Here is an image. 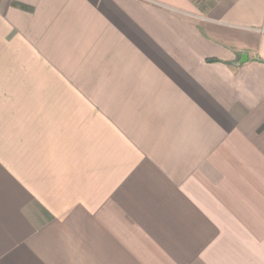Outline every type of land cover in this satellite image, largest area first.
Here are the masks:
<instances>
[{
  "label": "crops",
  "instance_id": "crops-1",
  "mask_svg": "<svg viewBox=\"0 0 264 264\" xmlns=\"http://www.w3.org/2000/svg\"><path fill=\"white\" fill-rule=\"evenodd\" d=\"M0 264H264V0H0Z\"/></svg>",
  "mask_w": 264,
  "mask_h": 264
}]
</instances>
